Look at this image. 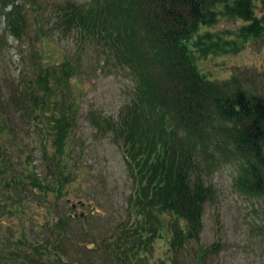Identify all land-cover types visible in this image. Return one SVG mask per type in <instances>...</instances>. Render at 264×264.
Wrapping results in <instances>:
<instances>
[{"label":"trees","instance_id":"trees-1","mask_svg":"<svg viewBox=\"0 0 264 264\" xmlns=\"http://www.w3.org/2000/svg\"><path fill=\"white\" fill-rule=\"evenodd\" d=\"M9 6L7 28L19 38L24 17L16 0H0V10ZM54 15L58 30L74 31L106 64L132 75L129 104L117 122L106 120L105 126L124 148L134 190L127 218L101 242V256H87L85 262L69 258L67 250L76 245L75 217L66 210L84 206L71 203L66 189L73 178L71 170L66 173V149L75 115L67 107L50 116L56 157L54 165H46V176L39 179L31 170L25 179L13 174L0 182V216L5 203L8 211L21 214L26 190H35L46 220L33 226V241L24 233L0 236V263L147 264L152 242L161 234L169 252H178L199 240L205 204L214 197L205 176L216 163L234 162L235 189L264 204V94L236 76L209 80L196 66L197 58L236 53L249 41L264 43V0H91L65 2ZM220 19L240 24L234 31H208ZM32 90L21 96V105L36 100ZM48 91L39 98L41 107L48 103ZM163 216L172 220L166 228ZM76 217L85 223L79 236L88 241V219L82 212Z\"/></svg>","mask_w":264,"mask_h":264},{"label":"rangeland","instance_id":"rangeland-1","mask_svg":"<svg viewBox=\"0 0 264 264\" xmlns=\"http://www.w3.org/2000/svg\"><path fill=\"white\" fill-rule=\"evenodd\" d=\"M29 1L16 0L25 25L19 38L7 28L5 15L12 12L11 6L0 10V182L13 174L25 179L31 170L39 179L46 176V165H54L56 157L49 117L70 108L75 124L66 149V173L71 170L73 178L66 189L71 203L80 201L84 206L66 210L75 217L71 232L76 242L67 251L75 261L85 262L87 256L96 260L93 256H101V242L126 220L134 190L124 148L105 126L106 120L117 122L129 104L134 81L127 69L106 64L90 41L79 43L74 31L56 28V7L65 2L86 5L91 0H35L33 5ZM255 13L259 15L257 4ZM239 24L220 19L208 31H234ZM196 66L209 80L236 76L264 94L261 41H249L236 53L197 58ZM27 89H33L36 100L23 106L19 100ZM46 89L48 103L41 107L39 98ZM236 175L234 162L213 164L205 181L213 187L214 197L205 204L199 240L172 253L166 234H161L163 238L152 242L147 264H264V204L235 189ZM26 191L21 214L8 211L10 204H3L1 237L24 233L33 241V226L46 220L40 196L35 190ZM80 212L88 219V241L79 236L85 225L76 217ZM160 219L165 228L172 221L168 216Z\"/></svg>","mask_w":264,"mask_h":264}]
</instances>
